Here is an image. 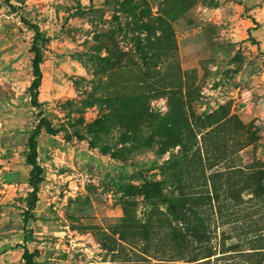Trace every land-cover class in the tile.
<instances>
[{
    "label": "rangeland",
    "instance_id": "rangeland-1",
    "mask_svg": "<svg viewBox=\"0 0 264 264\" xmlns=\"http://www.w3.org/2000/svg\"><path fill=\"white\" fill-rule=\"evenodd\" d=\"M13 4L0 0V264L26 248L33 264H157L184 195L218 244L264 247V0ZM22 16L50 38L42 108ZM40 116L58 133L38 137L26 223Z\"/></svg>",
    "mask_w": 264,
    "mask_h": 264
},
{
    "label": "trees",
    "instance_id": "trees-1",
    "mask_svg": "<svg viewBox=\"0 0 264 264\" xmlns=\"http://www.w3.org/2000/svg\"><path fill=\"white\" fill-rule=\"evenodd\" d=\"M7 1L14 10L18 8L13 4L14 0ZM22 20L35 32L32 47L35 73V80L31 86L32 104L35 107L42 108L43 103L39 98L43 80L41 64L43 61V47L50 41V38L44 34L38 24L29 21L25 16H22ZM44 130L49 134L58 133V130L48 118L40 116L39 122L28 141V162L32 167L29 183L32 191L29 195V207L25 214L26 223L29 222L30 215L37 206L40 187L45 179V168L38 159V137ZM154 185L157 187L159 182ZM189 199L184 195L172 201L171 207L175 227L171 234L170 244H168L169 258H156L158 260L157 264H264V247L243 249L239 248L242 246L240 241L228 243V238L218 244L215 231L206 224L205 217L199 212V204L191 207L188 204ZM195 203H197L196 200ZM147 229L148 227L143 225L144 238L150 240L151 236ZM146 251L144 254L149 253ZM24 259L26 260L25 264H33L32 254L27 248L25 249Z\"/></svg>",
    "mask_w": 264,
    "mask_h": 264
}]
</instances>
